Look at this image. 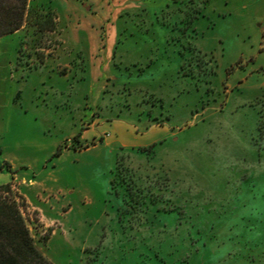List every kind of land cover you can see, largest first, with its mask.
Listing matches in <instances>:
<instances>
[{
    "label": "rangeland",
    "instance_id": "1",
    "mask_svg": "<svg viewBox=\"0 0 264 264\" xmlns=\"http://www.w3.org/2000/svg\"><path fill=\"white\" fill-rule=\"evenodd\" d=\"M29 10L0 38V175L52 264H264V0Z\"/></svg>",
    "mask_w": 264,
    "mask_h": 264
},
{
    "label": "trees",
    "instance_id": "2",
    "mask_svg": "<svg viewBox=\"0 0 264 264\" xmlns=\"http://www.w3.org/2000/svg\"><path fill=\"white\" fill-rule=\"evenodd\" d=\"M31 16L29 0H0V38L30 23ZM45 17V20L33 24L39 30L54 31L56 21L53 15L47 14ZM146 151L153 152V145ZM119 160L111 182L112 190L125 183ZM25 207L24 198L14 191L12 184L0 186V264H52L35 243L24 215Z\"/></svg>",
    "mask_w": 264,
    "mask_h": 264
},
{
    "label": "crops",
    "instance_id": "3",
    "mask_svg": "<svg viewBox=\"0 0 264 264\" xmlns=\"http://www.w3.org/2000/svg\"><path fill=\"white\" fill-rule=\"evenodd\" d=\"M90 130H91V129H90ZM93 134H95V133H93ZM108 134L110 135V133H108ZM82 138H85V134L82 135ZM0 151H1V152L4 151V148L1 147V146H0ZM1 167H2V166H1V163H0V168H1ZM4 171H5V169H3V172H4ZM6 176H7V175H3V177H1V175H0V186H1V185H5V184H9V181L6 180ZM37 186H39V184H36V183H35V184L33 185V187H37ZM29 188H30V187H29ZM23 195L27 198V202H30V200H29L30 198H29L28 194H23Z\"/></svg>",
    "mask_w": 264,
    "mask_h": 264
}]
</instances>
